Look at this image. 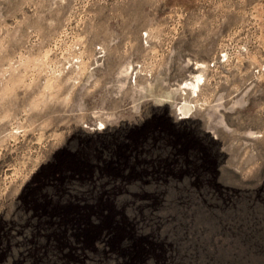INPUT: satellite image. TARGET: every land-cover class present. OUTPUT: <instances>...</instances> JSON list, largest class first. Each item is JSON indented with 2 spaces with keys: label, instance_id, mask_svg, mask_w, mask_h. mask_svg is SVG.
<instances>
[{
  "label": "rangeland",
  "instance_id": "1",
  "mask_svg": "<svg viewBox=\"0 0 264 264\" xmlns=\"http://www.w3.org/2000/svg\"><path fill=\"white\" fill-rule=\"evenodd\" d=\"M0 264H264V0H0Z\"/></svg>",
  "mask_w": 264,
  "mask_h": 264
},
{
  "label": "bare ground",
  "instance_id": "2",
  "mask_svg": "<svg viewBox=\"0 0 264 264\" xmlns=\"http://www.w3.org/2000/svg\"><path fill=\"white\" fill-rule=\"evenodd\" d=\"M201 74H198L194 77L192 80H187L184 83V89L190 91L191 93L198 96V93L200 91V84H201ZM202 85V84H201Z\"/></svg>",
  "mask_w": 264,
  "mask_h": 264
},
{
  "label": "flooded vegetation",
  "instance_id": "3",
  "mask_svg": "<svg viewBox=\"0 0 264 264\" xmlns=\"http://www.w3.org/2000/svg\"><path fill=\"white\" fill-rule=\"evenodd\" d=\"M101 169H102V167H98V168H90V170H92V172H95V170L98 172V174H102V172H101ZM100 197V196H99ZM98 197V198H99ZM83 216V215H82ZM84 217V216H83ZM79 219H81V217H79Z\"/></svg>",
  "mask_w": 264,
  "mask_h": 264
}]
</instances>
